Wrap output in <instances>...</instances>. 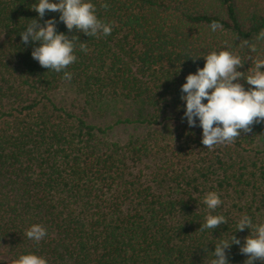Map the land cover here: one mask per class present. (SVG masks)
Segmentation results:
<instances>
[{"label":"trees","instance_id":"trees-1","mask_svg":"<svg viewBox=\"0 0 264 264\" xmlns=\"http://www.w3.org/2000/svg\"><path fill=\"white\" fill-rule=\"evenodd\" d=\"M34 2L0 0V264L28 253L47 264H211L220 240L252 235L236 223L264 222V121L207 149L201 128L182 120L180 86L223 50L240 57L238 82L250 87L243 78L264 58V0H91L112 25L97 37L46 11L40 24L57 18L58 32L78 38L70 81L32 59L38 42L20 40L38 19ZM63 85L79 110L56 102ZM116 103L132 110L109 124L89 119ZM120 125L142 131L112 139ZM209 191L222 201L214 211L203 204ZM207 214L226 224L200 231ZM32 224L46 229L38 244L25 236ZM227 258L247 259L237 245Z\"/></svg>","mask_w":264,"mask_h":264},{"label":"clouds","instance_id":"clouds-1","mask_svg":"<svg viewBox=\"0 0 264 264\" xmlns=\"http://www.w3.org/2000/svg\"><path fill=\"white\" fill-rule=\"evenodd\" d=\"M102 7H107L102 4ZM37 13L38 19L25 25L19 32L24 45L37 44L31 50V57L38 64L56 73L63 72L62 79L70 81L72 75L65 71L67 66L76 61L74 39L56 29L57 18H49L40 24L45 13H59L58 21L71 32L73 29L86 36H107L112 25L100 20L96 15V6L91 0H35L30 7ZM221 27L218 22L210 24L212 31ZM257 40H264V29L257 33ZM85 51V45L80 44ZM254 50V49H253ZM204 59V66L198 67L195 73H189L180 86V100L183 102L182 120L187 125L200 127L201 144L207 149L216 145L232 143L241 133L251 131L253 123L264 121V58L255 61L253 72L243 78L250 87L245 90L238 81L242 72L237 69L243 64L237 55L228 51H212ZM254 86V87H252ZM206 101V102H205ZM222 201L214 191L207 192L203 204L208 210L214 211ZM226 224L222 215L207 214L205 222L200 224V231L215 229ZM252 229V235L244 238L243 243L234 235L229 240H220L214 245L211 264H230L227 250L232 245L239 246V252L246 256L244 264L264 262V222L253 224L252 219L242 215L236 223V231ZM46 229L40 224H32L25 236L34 243H39L46 235ZM13 264H47V261L34 253L20 254Z\"/></svg>","mask_w":264,"mask_h":264},{"label":"rangeland","instance_id":"rangeland-1","mask_svg":"<svg viewBox=\"0 0 264 264\" xmlns=\"http://www.w3.org/2000/svg\"><path fill=\"white\" fill-rule=\"evenodd\" d=\"M54 98L57 103L65 105L66 107L77 111L79 110L80 106L79 103L80 99L76 97V94L67 85H63L60 87L54 94ZM99 111L97 110H90L91 116L89 119L92 122H96L99 124H109L112 120L116 119L118 116H124L129 114L131 108L126 107V104H120L116 103V105H110L107 107L106 105L103 104V106L99 107ZM142 131L141 129H135L133 126H116L113 131L111 132V137L112 139H117L120 141H123L126 139L128 134L130 132H140Z\"/></svg>","mask_w":264,"mask_h":264}]
</instances>
